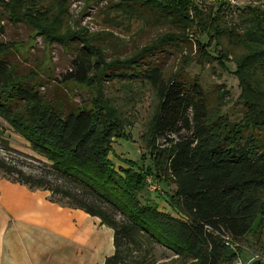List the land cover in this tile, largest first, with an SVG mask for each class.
<instances>
[{"label":"trees","instance_id":"trees-1","mask_svg":"<svg viewBox=\"0 0 264 264\" xmlns=\"http://www.w3.org/2000/svg\"><path fill=\"white\" fill-rule=\"evenodd\" d=\"M121 1L114 6L133 12L145 4L159 16L165 8L183 12L185 17L207 12L200 0ZM226 5L218 1L206 15L214 17L219 27L226 24L228 31L232 26L221 19H225ZM258 11L240 19L244 29L252 26L264 37V10ZM230 37L232 44L243 47ZM73 38L81 39L77 34ZM224 38L218 31L204 32L197 41L203 54L218 59L227 49ZM166 43L160 41L129 61L110 64L103 75L105 82L149 84L160 100L151 149L145 148L138 161L124 160L128 167L119 169L108 156L113 137L127 138L122 125L112 116V124L105 126L100 113L87 109L61 114L54 107H44L36 85L17 74L0 47V116L51 163L54 177L49 181L46 173L27 175L1 157L0 170L15 178L14 183L50 191L57 197L52 202L67 200L68 207L97 217L111 228L115 252L104 264H152L156 245L185 260L184 264H235L243 246L264 251V121L257 117L236 123L220 115L212 119L214 111L199 82L190 84L178 76L168 82L159 66L142 68L144 58ZM89 45L79 48L65 82L84 84L90 73L101 70ZM254 61L264 62V48L253 50L244 64ZM244 64L237 61V73ZM156 140L168 149L157 147ZM148 179L175 185L168 201L173 212L160 209L150 194L143 195L151 192ZM227 238L241 243L239 251L225 245Z\"/></svg>","mask_w":264,"mask_h":264},{"label":"rangeland","instance_id":"rangeland-1","mask_svg":"<svg viewBox=\"0 0 264 264\" xmlns=\"http://www.w3.org/2000/svg\"><path fill=\"white\" fill-rule=\"evenodd\" d=\"M117 1L122 2L0 0L1 54L7 53L6 59L17 74L26 76L36 85L43 97V106L54 107L61 114L87 109L92 113H100L101 123L105 126L111 123L112 116L116 124L122 125L127 138L113 137L112 150L108 156L116 169L127 168L124 160L138 161L145 148L151 149L160 100L149 84L145 86L139 82H105L103 75L110 64L129 61L143 49L150 48L160 41L167 43L155 54L145 57L142 68L150 64L159 66L168 82L176 76L190 84L199 82L206 93L208 105L214 111L212 119L220 115L236 123L257 117L264 121V62L244 64L246 56L253 50L264 48V37L252 26H246L244 29L240 19L242 16L248 17L253 10L257 13L258 9L264 10V0H200L203 10L207 11L206 14L211 12L218 1L227 3L223 9L226 10L225 19H221L227 26H232L228 31L224 29L226 24L217 26L214 17L207 16L204 12L203 16L192 12L185 17L183 12L165 8L159 16L151 12L152 9L145 4L144 8L133 12L121 7L116 8L114 5ZM128 1L132 3L139 0ZM217 31L225 37L223 45L227 49L222 50L221 58L215 59L201 52L202 47L197 40L204 32L215 34ZM74 34L81 39L73 38ZM228 34L237 38L243 47L232 44V37L229 39ZM85 43L90 44L95 53L92 54L94 60L102 65L101 70L90 73L84 84L65 82L64 75L72 70V61ZM222 59L228 61L226 65ZM237 61L244 64L240 73L236 72ZM144 136L146 143L142 139ZM162 144V140L155 142L160 149H168ZM0 157L27 175L37 177L46 173L50 176L47 179L53 181L51 163L34 152L31 143L16 132L2 116ZM12 179L15 178L7 177L0 170V181L13 182ZM153 184L156 185L157 191L143 195L146 197L150 194L160 209L173 212L168 201L176 189L175 185L156 182ZM46 192L49 194L48 199L57 198L52 196V192ZM67 204V200L58 203L63 208L72 209ZM225 245L229 248L234 245L235 250L231 247L234 251H239L242 246L240 242L226 240ZM55 249L53 264L104 262L103 254L98 255L96 247L92 252L89 249H76L73 254L68 253L65 246ZM260 250L259 246L256 251L243 246V253L238 260H247L250 263L261 260L264 263V251ZM133 255L140 256L137 253ZM152 259V264H184L185 261L160 245L155 246ZM44 260L46 261V258Z\"/></svg>","mask_w":264,"mask_h":264},{"label":"crops","instance_id":"crops-1","mask_svg":"<svg viewBox=\"0 0 264 264\" xmlns=\"http://www.w3.org/2000/svg\"><path fill=\"white\" fill-rule=\"evenodd\" d=\"M48 196L44 190L0 181V264H53L55 247L63 246L71 254L96 247L104 264L115 252L114 231L99 218L63 208Z\"/></svg>","mask_w":264,"mask_h":264},{"label":"built area","instance_id":"built-area-1","mask_svg":"<svg viewBox=\"0 0 264 264\" xmlns=\"http://www.w3.org/2000/svg\"><path fill=\"white\" fill-rule=\"evenodd\" d=\"M148 183H149V190L152 192H156L157 191V187L156 185L153 184V182L151 181V179H148ZM226 241H231L229 238L226 239ZM231 247L235 250V246L231 245ZM250 262H243V260H238L235 264H249Z\"/></svg>","mask_w":264,"mask_h":264}]
</instances>
